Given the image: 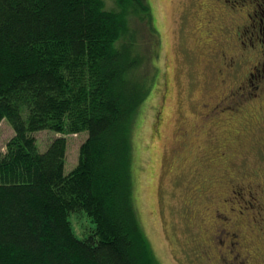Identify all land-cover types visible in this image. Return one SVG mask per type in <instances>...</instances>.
Here are the masks:
<instances>
[{
	"label": "trees",
	"instance_id": "obj_1",
	"mask_svg": "<svg viewBox=\"0 0 264 264\" xmlns=\"http://www.w3.org/2000/svg\"><path fill=\"white\" fill-rule=\"evenodd\" d=\"M114 2L0 0V123L14 130L0 153V264H160L129 129L150 91L131 75L144 62L131 20L152 14L147 0ZM42 130L88 132L69 174L67 138L42 152Z\"/></svg>",
	"mask_w": 264,
	"mask_h": 264
},
{
	"label": "rangeland",
	"instance_id": "obj_2",
	"mask_svg": "<svg viewBox=\"0 0 264 264\" xmlns=\"http://www.w3.org/2000/svg\"><path fill=\"white\" fill-rule=\"evenodd\" d=\"M147 1L152 14L150 25L141 22L139 16L131 20L144 58L131 75L138 85L150 88L129 125L134 140L136 204L160 264H206L197 255L201 243L210 241L206 231L212 229V220L218 222L204 214V207L221 204L229 194L227 180L238 187L243 184L245 191L236 188L241 195L230 193L226 205L244 212L243 217L250 221L255 216L264 223L258 214L264 204V119H258L255 108L249 105L247 112L243 110L250 115L246 128L236 125L238 122L229 124L230 114L225 121H213L205 129L208 134L194 144V139L189 141L193 144L190 154L180 136L187 134L188 128H200L202 102L211 104V97L219 101L234 89L230 87L233 76L222 74L220 68L227 58L239 55V26L249 22L246 14H253V6L262 0ZM106 2L107 8H116L114 0ZM261 23V18L255 17L252 24L256 31ZM150 26L153 32H149ZM251 36V30L243 35L247 40ZM260 57L253 52L242 63L241 71ZM13 134L11 124L4 119L0 123V153L6 151ZM35 136L42 152L54 138H67L65 174H69L78 164L80 146L88 132L42 130ZM259 182L263 191L255 190L252 195L260 205L255 201L252 208L247 202L251 198L248 185ZM71 219L75 222L77 217ZM78 230L82 237L84 229ZM245 255L251 257L247 252Z\"/></svg>",
	"mask_w": 264,
	"mask_h": 264
},
{
	"label": "flooded vegetation",
	"instance_id": "obj_3",
	"mask_svg": "<svg viewBox=\"0 0 264 264\" xmlns=\"http://www.w3.org/2000/svg\"><path fill=\"white\" fill-rule=\"evenodd\" d=\"M241 1L245 2V0ZM260 5L263 10L259 12ZM253 11V14H246L247 22H249L239 26L240 36L238 38L241 37L242 39L239 44V55L236 53L235 57L227 58L224 61V65L220 68L222 74L225 73L227 75L230 73L233 76L230 87L234 89H230L229 93L227 95L224 94L223 98L220 97L219 101L213 100V97H211V104L202 102L199 106L201 129L195 126L192 129L188 128L187 134L181 133L180 139L187 142L185 146L188 154L191 153L193 144L200 140L203 134H208L205 129L213 121H225L230 114L233 117L229 120V124L238 122L239 124L236 123V125L246 128L249 115L246 112L249 105L255 108V115L258 119H264V0L257 3V6H253ZM257 16L258 19L261 18L262 23L256 31V26L252 22L255 21ZM249 30H251L253 36L247 40L243 35ZM253 52L260 53L261 57L256 59L250 68L245 67V70L241 71L242 63L247 58H250ZM240 57L243 58L241 59ZM225 81V78L222 79V83H225ZM243 110L246 112H243ZM192 139H194L193 144L189 143ZM221 155L223 156L222 153ZM226 182L227 185L225 187L229 194L227 193L222 198L221 204H208L204 207V214H209L211 220L214 218L218 223L212 220V229L208 227L206 231L210 241L208 244L205 241L201 243L200 252L197 256L199 260H204L206 264H264V223H259L255 216H251L250 221L248 217H243L245 215L244 212L236 211V208L226 205V198L230 196V193L233 196L236 194L241 195L236 188H241L245 191L243 184L238 187V184L233 183L231 179ZM261 185L262 182L248 185L251 198L247 202L252 208L255 206V201L258 206L260 205L257 198H254L252 194L255 190L263 191ZM245 187L247 188V186ZM255 193L257 194V192ZM259 195L263 197V194ZM243 199L245 200L246 197H243ZM261 209L264 210V204L262 208H259L258 212L264 221V214ZM246 252L251 255L249 259L247 258L248 255H245Z\"/></svg>",
	"mask_w": 264,
	"mask_h": 264
}]
</instances>
